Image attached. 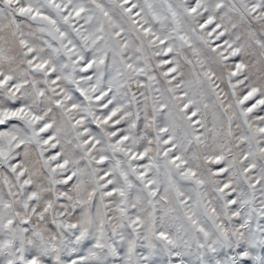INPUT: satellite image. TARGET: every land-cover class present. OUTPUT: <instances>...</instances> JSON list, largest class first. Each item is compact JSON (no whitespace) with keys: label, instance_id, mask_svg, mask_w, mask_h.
<instances>
[{"label":"snow or ice","instance_id":"obj_1","mask_svg":"<svg viewBox=\"0 0 264 264\" xmlns=\"http://www.w3.org/2000/svg\"><path fill=\"white\" fill-rule=\"evenodd\" d=\"M0 264H264V0H0Z\"/></svg>","mask_w":264,"mask_h":264}]
</instances>
